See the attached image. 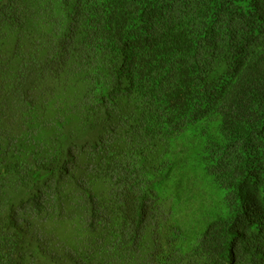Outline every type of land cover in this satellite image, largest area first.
I'll return each mask as SVG.
<instances>
[{"label": "trees", "instance_id": "trees-1", "mask_svg": "<svg viewBox=\"0 0 264 264\" xmlns=\"http://www.w3.org/2000/svg\"><path fill=\"white\" fill-rule=\"evenodd\" d=\"M0 264H264V0H0Z\"/></svg>", "mask_w": 264, "mask_h": 264}]
</instances>
